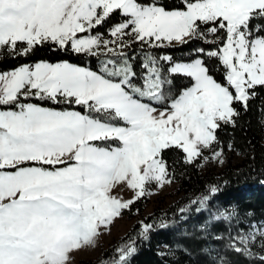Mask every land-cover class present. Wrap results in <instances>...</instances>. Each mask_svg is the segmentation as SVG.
I'll use <instances>...</instances> for the list:
<instances>
[{"label": "snow or ice", "instance_id": "obj_1", "mask_svg": "<svg viewBox=\"0 0 264 264\" xmlns=\"http://www.w3.org/2000/svg\"><path fill=\"white\" fill-rule=\"evenodd\" d=\"M117 15L105 38L99 28ZM254 21H264V0H181L172 9L159 0H0V53L54 47L100 60L98 71L40 61L0 72V264H73L94 250L125 211L172 183L169 151L188 165L223 164L232 145L219 131L264 87V25L254 31ZM197 39L214 49L189 62L146 52L141 74L127 51ZM200 55L216 58L223 81ZM176 77L189 85L174 92ZM218 192L211 187L200 207ZM225 212L216 218L231 220ZM153 228L141 222L139 236ZM228 247L264 264V224L237 231ZM135 252L133 240L103 264H130Z\"/></svg>", "mask_w": 264, "mask_h": 264}, {"label": "trees", "instance_id": "obj_2", "mask_svg": "<svg viewBox=\"0 0 264 264\" xmlns=\"http://www.w3.org/2000/svg\"><path fill=\"white\" fill-rule=\"evenodd\" d=\"M180 2L181 0H159L160 4L169 9L179 7ZM120 21L121 17L117 15L102 25L99 31L105 33ZM260 25H264V21H254L253 30ZM201 48L207 52L213 50L214 45L197 39L187 44L159 49L144 50L133 45L127 51L134 56L132 63L136 72L141 74L144 71L141 63L146 52L189 62L198 57L196 50ZM199 58L204 60L214 78L223 81L222 65L216 58L207 55H200ZM40 61H66L97 71L100 65L97 58L82 56L70 49L40 47L28 57L0 53V72ZM189 83L187 78L176 77L173 91L178 92ZM255 92L256 95L249 99L246 110L242 105H236L240 111L236 125L226 126L219 131L223 144L226 147L232 145L226 151L228 159L224 167L218 173L203 172L200 165H188L180 159L178 152L169 151L166 159L174 174L172 182L177 184L175 200L164 208L155 207L147 215L142 214L144 198L137 201L132 211H125L124 214L130 216L137 210L141 220L86 264H103L115 254V249L133 240L136 252L130 258V264H253L249 257L230 249L228 242L230 236H235L237 231L247 230L250 224L264 223V87L257 86ZM33 102L41 103L44 107H58L50 102ZM76 110L83 111L79 106ZM234 155L238 156L237 160L233 159ZM213 186H218L219 192L211 196L208 202L210 209L208 205L200 207L199 202L209 195ZM225 209L234 213L232 219H217L219 212H225ZM161 221L166 222L167 227H160ZM141 222L154 226L148 239L139 236Z\"/></svg>", "mask_w": 264, "mask_h": 264}, {"label": "rangeland", "instance_id": "obj_3", "mask_svg": "<svg viewBox=\"0 0 264 264\" xmlns=\"http://www.w3.org/2000/svg\"><path fill=\"white\" fill-rule=\"evenodd\" d=\"M109 29H107L105 33L101 32V34L104 35L105 38H109L108 36ZM143 49L148 50L151 48L144 46ZM99 68H100V65H98V70ZM227 159H228V154L225 155V162L223 164L212 163V164H208L207 166H204L203 164H201L200 168L203 172L211 171L214 173H218L224 167ZM233 159L237 160L238 156L234 155ZM176 185L177 184L175 182H172L171 184L165 185L163 189H157L156 191L144 197V201H143L144 207H143L142 214L147 215L151 213L155 207L162 206L164 208L166 205L174 201L176 198L175 197ZM119 195L122 196L124 199H128L131 193L124 191V192L119 193ZM139 220H141V218L137 210H135L130 216L128 214H123L122 218H118L114 221V223L112 224L110 228V232L106 231L105 234H103L100 237L98 241V247H96L94 250L86 249V250H82L76 253L74 256L73 264H86L87 262L97 258L103 249H105L109 245L114 244L120 237H122L124 234H126L129 231V229L135 222ZM253 224L261 225L264 223L258 222V223H253Z\"/></svg>", "mask_w": 264, "mask_h": 264}]
</instances>
